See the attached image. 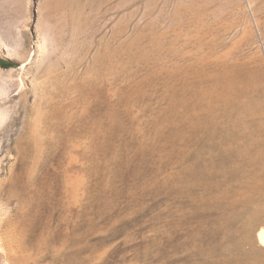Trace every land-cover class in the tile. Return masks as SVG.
<instances>
[{"label": "rangeland", "instance_id": "obj_1", "mask_svg": "<svg viewBox=\"0 0 264 264\" xmlns=\"http://www.w3.org/2000/svg\"><path fill=\"white\" fill-rule=\"evenodd\" d=\"M263 231L264 0H0L4 247L264 264Z\"/></svg>", "mask_w": 264, "mask_h": 264}, {"label": "bare ground", "instance_id": "obj_2", "mask_svg": "<svg viewBox=\"0 0 264 264\" xmlns=\"http://www.w3.org/2000/svg\"><path fill=\"white\" fill-rule=\"evenodd\" d=\"M1 236V235H0ZM262 236H263V238H264V231H263V234H262ZM1 238V237H0ZM1 240V239H0ZM4 241V240H3ZM9 241V240H8ZM2 242V241H1ZM5 242V241H4ZM5 244H7L6 242H5ZM11 244V243H10ZM9 244V245H10ZM4 245V243H0V249H2V251H3V254H4V256H5V260L7 261L6 263L7 264H31V263H35V261L33 260V259H30L31 258V256H30V258L29 259H24V258H21V257H19L18 256V252L19 251H21V248H16V247H12L11 248V246H10V248H8L9 247V245H7L8 247H4L3 246ZM13 246V245H12ZM20 246H21V244H20ZM8 248V249H7ZM26 249V250H28L29 249V246H24V245H22V249ZM1 251V252H2ZM20 253V252H19ZM24 254V253H23ZM32 254H34V253H32ZM2 255V254H1ZM26 255H28V253L26 254ZM22 256V255H21ZM29 257V256H28ZM27 257V258H28ZM34 257V256H33ZM35 259V258H34Z\"/></svg>", "mask_w": 264, "mask_h": 264}]
</instances>
